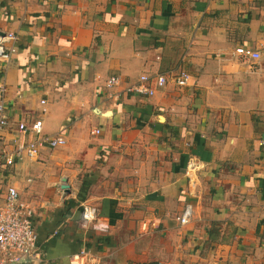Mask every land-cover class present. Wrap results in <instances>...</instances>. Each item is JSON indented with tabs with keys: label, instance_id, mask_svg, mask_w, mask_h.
Returning a JSON list of instances; mask_svg holds the SVG:
<instances>
[{
	"label": "crops",
	"instance_id": "0c3cea01",
	"mask_svg": "<svg viewBox=\"0 0 264 264\" xmlns=\"http://www.w3.org/2000/svg\"><path fill=\"white\" fill-rule=\"evenodd\" d=\"M10 32L6 139L41 121L67 140L0 170V191L35 210L36 255L20 264H69L81 248L90 264H264V0H0ZM143 74L167 82L125 91Z\"/></svg>",
	"mask_w": 264,
	"mask_h": 264
},
{
	"label": "built area",
	"instance_id": "2783aa9c",
	"mask_svg": "<svg viewBox=\"0 0 264 264\" xmlns=\"http://www.w3.org/2000/svg\"><path fill=\"white\" fill-rule=\"evenodd\" d=\"M15 40V33H7L0 38V59L9 60L16 51L15 45H8L5 40ZM235 52L243 58H259L260 53L247 46L239 45ZM191 79V75L186 70L179 71L173 76L174 82L178 86H186ZM167 82L165 74L149 76L143 74L135 83L128 85L125 91L144 95H154L156 87H163ZM121 84L118 75H111L106 80V87L114 88ZM5 89L3 88L2 91ZM45 103V100H42ZM43 111H46L43 108ZM32 130L37 134L34 138H27L28 126L25 122H20L12 140H7L5 131L10 129V122L5 111L3 100L0 99V170H8L23 157L37 158L41 149L57 148L67 143L66 137L62 133L47 135L42 133L41 121H36L32 125ZM100 130L97 129V133ZM197 161L191 159L186 172L190 175L197 168ZM83 218L86 221L100 224L99 211L91 206L83 205ZM35 210L32 205L21 199L19 189L7 184L0 191V264H20L24 260H31L35 255V246L38 239L33 218ZM193 216V207L187 205L183 213L178 217L181 224H187ZM103 228V226H100ZM143 231L152 228V222L144 221L141 225ZM106 227H104L105 229ZM92 254L88 248H81L75 252L69 260V264H90Z\"/></svg>",
	"mask_w": 264,
	"mask_h": 264
},
{
	"label": "water",
	"instance_id": "95a60500",
	"mask_svg": "<svg viewBox=\"0 0 264 264\" xmlns=\"http://www.w3.org/2000/svg\"><path fill=\"white\" fill-rule=\"evenodd\" d=\"M62 187L66 190L68 188L67 185H62Z\"/></svg>",
	"mask_w": 264,
	"mask_h": 264
}]
</instances>
